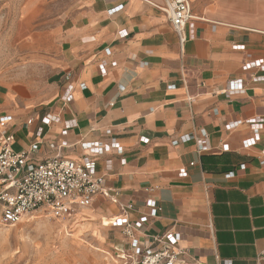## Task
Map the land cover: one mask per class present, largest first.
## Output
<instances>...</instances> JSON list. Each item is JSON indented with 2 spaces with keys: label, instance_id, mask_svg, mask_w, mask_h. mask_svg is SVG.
<instances>
[{
  "label": "crops",
  "instance_id": "0c3cea01",
  "mask_svg": "<svg viewBox=\"0 0 264 264\" xmlns=\"http://www.w3.org/2000/svg\"><path fill=\"white\" fill-rule=\"evenodd\" d=\"M189 2L199 34L180 49L168 19L157 9L163 0H24L21 26L51 21L33 41L54 79L62 75L56 106L31 114L4 104L0 115L11 114L18 121L37 116L36 126L46 115L58 116L60 123L44 127V133L59 147L58 154L74 160L85 154L80 143L93 140L92 130L111 129L123 156L111 152L97 159L96 171L102 175L110 160L108 180L123 198L144 189L159 198L161 218L155 231L179 226L200 232L211 224L210 239L193 235L181 246L214 250L216 258L204 264H264L258 262L264 255V175L257 163L264 151V0ZM118 5L123 9L109 16L108 10ZM120 31L128 35L121 43ZM106 49L116 65L99 75L95 66L107 58ZM178 61L186 64L181 70L172 66ZM79 66L82 72L71 91L73 115L60 102L59 88L63 77ZM238 79L246 82L243 92L229 98L216 93ZM172 83L175 88L168 90ZM186 100L192 102L177 112ZM233 116L262 123L256 144L242 154L197 152L202 132L208 147L219 150L229 137L222 121ZM68 121L77 127L64 130ZM21 132L23 136H15L16 149L31 140ZM238 132L250 133V126ZM180 138L186 141L176 142ZM41 151L47 154L45 146ZM241 164L244 172L238 171ZM230 171L236 175L225 178ZM89 212L108 220L107 225L121 215L110 202ZM128 218L135 220L137 214Z\"/></svg>",
  "mask_w": 264,
  "mask_h": 264
},
{
  "label": "built area",
  "instance_id": "2783aa9c",
  "mask_svg": "<svg viewBox=\"0 0 264 264\" xmlns=\"http://www.w3.org/2000/svg\"><path fill=\"white\" fill-rule=\"evenodd\" d=\"M111 1L106 0L107 3ZM122 9L123 6L118 5L108 10L107 14L113 16ZM157 9L168 19L180 49L187 41L197 39L199 31L194 26V21L198 18L192 14L189 0H163V5ZM127 36L125 31L118 32L117 42L125 41ZM104 53L107 58L95 66L99 75L104 74L107 68L116 65L115 60L111 59V51L106 49ZM256 65L261 66L260 62H256ZM172 66L181 70L186 64L178 61ZM200 67L207 68L206 65ZM81 72L82 66L68 72L59 88L60 102L63 107H68L73 115L75 111L71 101V91ZM175 84H170L167 89L173 90ZM78 86L81 90L85 89L82 83ZM245 86L246 82L238 79L229 82L224 89L216 88L215 91L229 98L243 92ZM191 102L192 100L183 102L176 108L177 112L181 108H187ZM213 116L216 119L215 112ZM90 121L94 122L95 117ZM37 122V116L27 115L23 120L18 121L11 114L0 115V225L14 226L32 213L64 220L72 216L76 210L96 212L106 202H110L118 206L121 215L112 218L107 228L119 230L120 240L117 242L113 239L109 240L108 245L115 258L123 264H204V260L216 258L212 249L181 246L193 235L210 239L213 234L211 224L200 232L179 226H172L161 232L155 231V225L161 218L159 198L149 189L123 198L108 180L110 160L105 162L106 171L102 175L97 173V159L111 152L118 157L123 156V149L114 138L111 129L102 133L92 130L93 140L80 143L85 154L74 160L58 154L59 147L56 148L52 138L44 133V127L52 123H60L59 117L46 115L41 120L40 126H36ZM245 124L250 126V133L238 132V129ZM63 126L64 130H69L77 127V124L75 121H68L64 122ZM17 127L31 138L25 147L20 149L14 147ZM221 128L229 133V137L224 140L220 149H210L205 139L206 135L202 132V138L197 140V152L242 154L256 144L262 123L253 122L242 116H233L223 120ZM30 130L31 132L28 133ZM184 141L186 138H180L176 142ZM43 146L47 148V154L42 153ZM257 163L264 175V151L257 158ZM238 171L244 172L245 165H239ZM235 175V171H230L225 174V178H233ZM139 206L143 208L142 211L138 209ZM130 213H136L137 219L130 220L128 218ZM258 262H264V255L258 259ZM216 264L234 263L231 260H217Z\"/></svg>",
  "mask_w": 264,
  "mask_h": 264
},
{
  "label": "rangeland",
  "instance_id": "374dc122",
  "mask_svg": "<svg viewBox=\"0 0 264 264\" xmlns=\"http://www.w3.org/2000/svg\"><path fill=\"white\" fill-rule=\"evenodd\" d=\"M23 1L0 0V106L33 114L56 106L62 75L54 79L39 57V43L33 41L51 21L21 26ZM14 135L23 136L21 130ZM86 213L93 215L79 209L58 220L32 213L14 226L0 225V264H123L108 245L109 240L117 242V230L107 228L108 220L99 215L90 220Z\"/></svg>",
  "mask_w": 264,
  "mask_h": 264
},
{
  "label": "bare ground",
  "instance_id": "6f19581e",
  "mask_svg": "<svg viewBox=\"0 0 264 264\" xmlns=\"http://www.w3.org/2000/svg\"><path fill=\"white\" fill-rule=\"evenodd\" d=\"M91 213V212H90ZM86 218H89L90 220L91 219H96L97 218V215H90V214H85Z\"/></svg>",
  "mask_w": 264,
  "mask_h": 264
}]
</instances>
